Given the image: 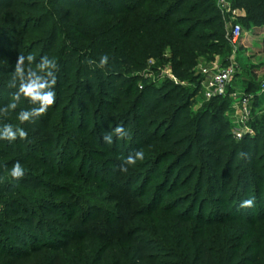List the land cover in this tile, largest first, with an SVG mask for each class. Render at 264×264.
<instances>
[{"label": "trees", "instance_id": "16d2710c", "mask_svg": "<svg viewBox=\"0 0 264 264\" xmlns=\"http://www.w3.org/2000/svg\"><path fill=\"white\" fill-rule=\"evenodd\" d=\"M144 4L148 6L145 12L137 15L139 23L134 41H131L135 44V51L128 44L118 52L117 46L113 49L110 44L98 46L100 43H88V50L84 52L82 47H75L78 43L61 41L60 30L69 28L79 44H85L81 42L89 38L91 30L101 27L114 16H131ZM184 4L186 7L180 9ZM232 6L245 11L246 15L241 19L245 23L264 25V0H232ZM215 9V3L211 7L208 0H0V15L8 17L12 31L9 42L0 44L7 49L5 52L9 54L12 66L22 52L21 37L35 30H28L29 21L37 22L44 35L48 33L47 24L51 22L48 43L30 54L36 58V63L44 55L55 58L58 65V87L55 88L58 104L51 106L34 123H26V127L37 128L42 120L51 126L61 112L70 127L74 126L73 119L78 115L79 124L74 128L82 135L88 133L94 137L95 129L89 128L90 99L84 97L80 111L67 115L73 108L75 97H71L72 91L68 94V87L58 79L80 83L77 81L82 80L80 74L91 75L86 65L90 68L99 65L101 56L107 55L109 59L111 54L130 56L120 59V62L115 61L114 72L105 75V94L108 98L124 102L135 91L133 101L148 108L158 121L159 132L162 130L157 143L164 148L153 162L158 166L160 162L168 161L162 175L164 187L171 186L172 192L186 188L177 205L171 206L161 204V197L165 194L158 189L151 208L152 213L156 210L157 214L142 211L140 216L150 218L142 224L130 223L122 230L110 226L100 229L89 227L82 216L65 213L68 208L75 207L64 198L68 192L64 187L67 180L91 179L84 172L61 170L64 161L70 165L76 158L72 157L69 143L63 150V156H56L55 152L51 157L52 163L45 160L49 165L41 164L37 159L39 166H33L28 155L31 148L28 137L12 142L0 139V159L3 160L0 162V181L15 162L30 166L22 179H4L0 183V264H264V235L257 233L249 239L250 234L243 231V227L254 229L255 218H264V123L259 125L254 139H241L247 154H250L248 161L251 167L246 165L239 170L240 167L233 165L239 154L238 148L234 151L227 135L214 133L208 127L216 124L213 114L208 109L196 113L184 111L190 107V98L196 92L188 97H172L180 87L170 82L152 96L154 89L147 85V79L141 80L145 87L139 90L135 84L141 77H130L131 70L126 68L130 66L134 71L143 68L131 54L137 55L140 51L146 57H155L169 46L173 52V76L189 82L198 80V88L200 74L194 75L191 70L195 64L193 61L200 56L210 59L212 53H216L226 62L232 53L223 22L217 13H213ZM3 55L0 52V58ZM257 88L250 86L245 91ZM8 90L5 83L0 84V108L11 103L14 92L7 96L5 91ZM219 99L213 98L207 105ZM21 100L18 107L7 115L0 113V128L5 124L13 126L18 113L27 110ZM220 104L225 106V100L221 99ZM171 108L173 111L170 112ZM129 118H121L125 129L131 126ZM261 119L264 121V114ZM226 125L223 121L220 129H225ZM53 135L55 139L51 145L62 147L70 141L69 133L63 129L52 131ZM258 148L261 150L256 151ZM54 178L62 183L59 186L50 184ZM22 189L40 193L29 197ZM54 195L63 198L56 200ZM206 195L222 206L220 210L209 212L210 216H205L203 204L209 198L198 203ZM86 196L81 198L87 204L96 199L93 193ZM249 198L253 199V206L241 208V202ZM161 214L168 216L169 222L163 221L159 217Z\"/></svg>", "mask_w": 264, "mask_h": 264}, {"label": "rangeland", "instance_id": "374dc122", "mask_svg": "<svg viewBox=\"0 0 264 264\" xmlns=\"http://www.w3.org/2000/svg\"><path fill=\"white\" fill-rule=\"evenodd\" d=\"M208 3H210L211 7L215 3L216 9L213 10V13H217L220 16L226 32L231 27L239 25L242 35L238 37L236 43L232 44L230 42L232 53L229 56L228 61L223 62L219 54L212 53L210 59H207L206 56L196 58L195 61H193L195 64L191 70L194 75H199V72L202 69H212L215 66L224 67L227 64H232L236 72L231 83L226 87L225 96L214 97L220 99L213 102L211 105H207L212 100L206 98L201 85H198V88L196 87L198 80L196 82H189L188 80H179L174 77L171 70L173 52L169 46L164 47L161 53L155 57H146L140 51L137 55L131 54L135 55L136 59L134 57L133 59L139 61L143 68L139 71L132 70L130 66L126 68L131 70L129 72L130 77H141V79L137 80L135 84L139 90H143L145 87L141 80L147 79V85L154 89L151 94L152 96H154L157 89L162 91L163 85L170 82H173L180 87L172 97L177 96L179 98L181 95L188 97L196 92V94L190 98V107L184 111H188L187 113H196L200 110L203 111L208 109V111L213 114V119L216 123L215 126L212 127L211 125H208V127H211L214 133L217 132L222 136L227 135L228 143L234 151L238 148L239 154L236 155L233 165L240 167L239 170L246 165L250 168L251 166H249L250 164L248 161L250 154H247L246 146L241 142V139L244 137L254 139L255 134L260 129L259 125L264 123L261 119L264 110H254L250 120L243 122V118L240 117L237 110V98L234 97V95L237 90L246 92L245 89L250 86L259 87L260 83L264 81V25L254 26L251 23H245L242 21L241 19L245 17L246 13L243 9L234 8L232 6V0L230 6H226V10L223 14L217 8L216 0H208ZM147 6V4H144L141 9L135 12V14H132L133 16H114L106 21L101 27L91 30L89 38L85 42H81L85 44H79L78 40L71 32L72 30L69 28L60 30L61 41H67L72 44L78 43L75 47H82L84 52L88 50V43H97V45L100 43L98 46L110 44L113 49L117 46L119 47L118 52L119 49L121 50L122 47L124 45L127 46V44L132 45L131 47L135 48V44L131 41H134L136 27L139 23L137 15L145 12ZM185 7L186 4L180 6V9H184ZM36 23L37 22L33 20H31V22L29 21L28 30H35L34 32H30L21 37L19 43H21L20 51L22 52L20 53L23 55L27 56L39 46H43L49 41L51 22L47 24L48 33L45 35L41 34V30ZM11 33V23L8 17L5 14H1L0 43H5L3 41L9 42ZM129 49L131 50V48ZM135 50L136 48L134 51ZM5 51H7V49L0 44V52L5 54L3 55V58H0V84L5 83L7 85L9 90L5 91V93H7V96H10L12 92L15 93L17 91V87L12 86V74L15 66H12L9 54ZM140 54H142V56H139ZM98 55L100 56V54ZM111 55L112 58L109 59L108 64L104 67L97 65L90 68L86 65L91 71V75L90 77H86L84 74H80L79 77H82V80H77L80 81V83H75V81L70 82V80L68 81L65 78L58 79L62 80L61 83L68 87V94L72 91L73 94L71 97H75V102L72 106L73 108H70V112L68 111L67 115L72 111H77V113L80 111L81 106H83L82 100L84 97L90 99L89 115L91 116V121L89 123V128L92 127L95 129L96 133L94 137L88 135V133L87 135H82L77 128H74L75 125L79 124L78 115L73 119L74 126L70 127L69 124H67V121H64L65 115H61V112H59L60 117L55 118L54 123L51 126L45 124L44 120H38L40 123L38 125L41 126L37 128L26 127V123L21 124L18 119L13 120V126L14 128L17 126L23 127L28 133L27 137L29 138L31 145L28 155L32 159L33 166H39L36 161L37 159L40 160L41 164L49 165L46 161L48 160L52 163L53 158L51 157H54L52 154L56 152V156H59V154L63 156V150L66 149L69 143V145H71L72 157L76 158L70 165L65 164L66 162L64 161L61 170L66 171L68 169L69 171H75L80 174L84 172L91 178L89 180H80L79 177V180H67L64 184V187L68 191L64 195V198L67 202H70L75 206L73 209L68 208L65 211L66 215L82 216L85 218L86 224L89 227L100 229L110 226L122 230L130 223L142 224L144 221H148V219L150 220V218H148L149 216H140V213L142 211L145 213L150 211V213H152L151 208L155 201L154 193L157 192L158 189H161L165 194L164 197H161L163 200L161 204L171 206L172 204L177 205L178 198L185 195L182 194L185 193L186 188H180L177 191L172 192L171 186L164 187V178L162 175L165 173L168 161L160 162L158 166L153 162L155 159H158V155H161V151H163L164 148V146L157 143V138H159L162 130L159 132L158 121L156 122L155 118L150 114L149 109L139 103L136 104L133 101L135 91H133L132 96L124 102L108 98L105 94V75L114 72L116 69L115 61L120 62V59L122 58H130V56L128 57L127 55H123L125 57H122L121 53ZM35 64L36 61H34L32 65L34 68ZM242 67L246 68V71H244ZM199 76L200 81L203 78V75L200 74ZM57 87L58 82L54 87V91ZM195 89L197 90L195 91ZM249 92H253V90ZM57 95L58 94L56 93V97ZM12 98L11 102H13ZM21 99L23 103L25 102L27 109L34 107V105L29 103L28 100L23 97ZM105 99L108 101H105ZM221 99L225 100V106L220 104ZM70 103L71 102L69 101L68 105ZM57 104L58 99L56 100L55 98L53 107ZM174 105L177 104L174 103ZM171 111H173L172 108L170 109V112ZM123 117H130L129 121L131 126L127 128L128 130L126 129L129 135L120 139L113 133V143H104V134L113 132L117 125L123 126L121 123V118ZM223 121H225L227 125L225 129H220V125ZM245 127L250 131L247 132ZM61 129L69 133L70 137L68 138L70 141L66 142L64 146L62 145V147L59 145H51V141L55 139V136H52V131L57 132L61 131ZM238 130L243 134L241 138L236 137L234 134ZM141 149L145 153V159L143 161H138L135 166H128L127 172L120 171V168L124 163V158ZM258 150H261V148H258L256 151ZM195 153L198 152L195 151ZM228 153H231V151ZM241 153L246 154V156H241ZM2 161L3 160L0 159V162ZM22 166L25 171L30 169V166H28L27 163ZM1 167L2 165H0V169ZM10 169L11 168L4 172L6 177H2L1 181L4 179H13L10 176ZM42 169L40 171H42ZM40 171L38 172L39 174L42 173ZM46 179L50 178L46 177ZM182 179L183 176L180 180ZM52 181L48 182L50 184H58V186L62 183V181L56 178ZM22 192L29 197H34L40 193V191L26 189H22ZM89 193L96 195V199L89 204L82 202L83 198L81 197H84V195L86 196ZM61 198H63V196H53V199L56 200ZM207 198H209L207 195L204 196L203 199L200 198L198 203H203ZM90 204H92V206ZM187 204H189V202H187ZM203 204H205V216H210V213L215 209L220 210L222 208V206L217 204L216 201L214 202L211 197ZM153 212L157 214L156 210ZM159 217H161L163 221L169 222L170 220L168 216L162 214ZM213 218H215V215ZM255 222L256 225L253 230L243 227V231L250 234V237H248L249 239H252L257 233L264 235V218H255Z\"/></svg>", "mask_w": 264, "mask_h": 264}, {"label": "clouds", "instance_id": "9594fccd", "mask_svg": "<svg viewBox=\"0 0 264 264\" xmlns=\"http://www.w3.org/2000/svg\"><path fill=\"white\" fill-rule=\"evenodd\" d=\"M35 59L32 54H28L27 56L20 54L18 56L12 74V86L17 87V91L13 94V102L0 108V113L7 115L10 111L18 107L22 97L28 100L34 107L21 110L18 113L17 119L21 124L34 123L37 118L46 114L47 110L55 103L56 93L54 87L57 83L56 70L58 69L56 60L55 58H50L48 55H44L35 64L34 68L32 65ZM26 61L27 67L25 66ZM108 61L109 57L107 55L101 56L99 66L104 67L108 64ZM113 133L120 139L129 135L123 126L117 125L113 132L104 134L103 140L105 143H113ZM27 136L28 133L23 127L17 126L14 128L11 124H5L0 128V139L9 142L15 141L17 138L23 140ZM240 155L246 156L244 153ZM144 159V151L142 149L137 150L134 154H129L124 158V163L120 171L127 172L128 166H135L138 161H143ZM10 176L15 180L22 179L25 176V169L19 161L15 162L11 167ZM253 204V199L249 198L243 200L240 207L250 208Z\"/></svg>", "mask_w": 264, "mask_h": 264}, {"label": "built area", "instance_id": "2783aa9c", "mask_svg": "<svg viewBox=\"0 0 264 264\" xmlns=\"http://www.w3.org/2000/svg\"><path fill=\"white\" fill-rule=\"evenodd\" d=\"M231 4V0H216L217 8L223 14L226 6ZM235 14V12H234ZM237 16V14H235ZM242 35L239 25L231 27L227 31L226 37L234 44L238 37ZM235 68L232 64H227L224 67L215 66L212 69H202L199 73L203 75L200 80V85L207 99L214 97L225 96L226 87L231 83L232 78L235 76ZM234 97L237 98L236 107L243 122L250 120L252 113L256 109L264 110V81H262L257 90L253 92H244L237 90ZM246 131H250L247 127ZM235 136L242 137L241 131H236Z\"/></svg>", "mask_w": 264, "mask_h": 264}]
</instances>
